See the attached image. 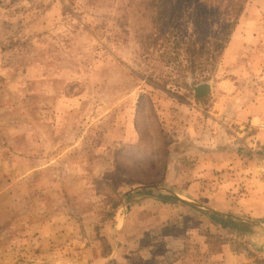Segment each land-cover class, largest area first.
Listing matches in <instances>:
<instances>
[{
  "label": "rangeland",
  "instance_id": "1",
  "mask_svg": "<svg viewBox=\"0 0 264 264\" xmlns=\"http://www.w3.org/2000/svg\"><path fill=\"white\" fill-rule=\"evenodd\" d=\"M262 91L264 0H0V264H264V146L198 181L188 133Z\"/></svg>",
  "mask_w": 264,
  "mask_h": 264
},
{
  "label": "crops",
  "instance_id": "2",
  "mask_svg": "<svg viewBox=\"0 0 264 264\" xmlns=\"http://www.w3.org/2000/svg\"><path fill=\"white\" fill-rule=\"evenodd\" d=\"M241 33L242 29L238 28L237 26L235 32L233 33V35H231V41L234 39V35L238 37L239 35H241ZM247 38L248 36L246 37V39ZM221 108V105L214 104L212 111L214 112L216 110H220L219 112L221 116ZM218 123L219 128L215 125L205 126L203 124L202 126H200L201 129H188V133L192 135V137H195L193 141L195 147L189 154L191 156V159L194 161V163L192 164L191 173L199 178L197 179L198 181L202 177L206 179L205 176L228 172H233L235 173L234 175L237 176H243L242 181H245L247 179L246 176L249 177L250 173L258 175L259 167H257V161L252 160L245 166V161H240L242 158L241 156L235 158L234 144H236L237 142L235 140H239L240 142L245 143L247 146L253 140L252 145L259 147L264 146V130H259V127L264 126V91L260 93V97L255 99V102L251 103L250 106L244 107L243 105V109L239 110L238 115L232 122L234 125H240L241 127H252V129L255 130L253 137L249 138V136H246V138L243 139V134H241L240 137L235 136L232 141L227 133V118L223 122L225 126L222 125V122ZM237 135L240 134L237 133ZM238 179L240 180V178ZM193 180L194 182L191 184V189H194L196 187L198 189H204L205 191H208L207 188H205V185L202 188L199 187L200 184H203L201 181L199 183L196 178H194ZM248 182L250 181L247 179V182H245V184H242L241 180L239 183H241L242 185H246V187H251L254 189H256L257 187H261V184H257L256 182V188L249 186ZM230 183L231 184L229 185H231V187L236 184L232 181ZM248 205L249 204H247L246 206L248 207ZM214 211H216L215 214H220V212H222L221 210ZM247 211H250L249 207L247 208ZM262 211V215L264 216V206L262 208Z\"/></svg>",
  "mask_w": 264,
  "mask_h": 264
},
{
  "label": "trees",
  "instance_id": "3",
  "mask_svg": "<svg viewBox=\"0 0 264 264\" xmlns=\"http://www.w3.org/2000/svg\"><path fill=\"white\" fill-rule=\"evenodd\" d=\"M158 2H161L162 0H157ZM159 7H161V6H159ZM182 7H178V10H180ZM241 10V7H238V11H240ZM196 44H194V43H192V44H187V52L189 53V49H190V47H194ZM214 218H221L219 221L217 220H214ZM210 220L212 221V222H214V223H216V224H219L221 227H223V228H227L229 225H230V223H229V219H224L221 215H219V214H212L211 216H210Z\"/></svg>",
  "mask_w": 264,
  "mask_h": 264
}]
</instances>
